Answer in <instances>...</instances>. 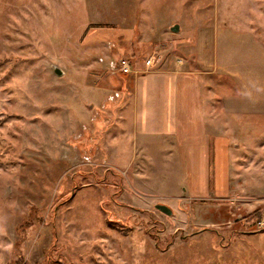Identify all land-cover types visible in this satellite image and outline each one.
Returning a JSON list of instances; mask_svg holds the SVG:
<instances>
[{
	"label": "rangeland",
	"instance_id": "1",
	"mask_svg": "<svg viewBox=\"0 0 264 264\" xmlns=\"http://www.w3.org/2000/svg\"><path fill=\"white\" fill-rule=\"evenodd\" d=\"M120 57L197 75L202 185L135 142ZM263 213L264 0H0V264H264Z\"/></svg>",
	"mask_w": 264,
	"mask_h": 264
},
{
	"label": "crops",
	"instance_id": "2",
	"mask_svg": "<svg viewBox=\"0 0 264 264\" xmlns=\"http://www.w3.org/2000/svg\"><path fill=\"white\" fill-rule=\"evenodd\" d=\"M189 69L185 60L171 58L147 73L118 76L117 85L121 115L130 117L135 142L144 150L158 148L171 168L180 167L184 180L189 176L190 185L198 186L207 178L208 155L218 141H209L201 85Z\"/></svg>",
	"mask_w": 264,
	"mask_h": 264
},
{
	"label": "built area",
	"instance_id": "3",
	"mask_svg": "<svg viewBox=\"0 0 264 264\" xmlns=\"http://www.w3.org/2000/svg\"><path fill=\"white\" fill-rule=\"evenodd\" d=\"M153 66V57H148L143 60V67L148 69ZM110 73L112 75H131L137 72L134 69L131 61L126 57L118 58L110 68ZM254 229H264V213L262 216L255 222Z\"/></svg>",
	"mask_w": 264,
	"mask_h": 264
},
{
	"label": "water",
	"instance_id": "4",
	"mask_svg": "<svg viewBox=\"0 0 264 264\" xmlns=\"http://www.w3.org/2000/svg\"><path fill=\"white\" fill-rule=\"evenodd\" d=\"M170 31H171V32H177V31H178V26H177V25L172 26V27L170 28ZM55 73L58 74V75L61 74V72H60L58 69H55ZM156 208H157L160 212H162V213H164V214H166V215H170V214H171V210H170L168 207L164 206V205H157Z\"/></svg>",
	"mask_w": 264,
	"mask_h": 264
}]
</instances>
